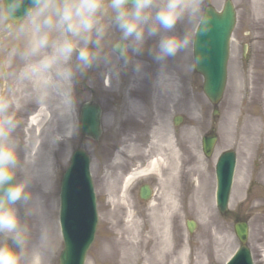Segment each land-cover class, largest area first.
Returning <instances> with one entry per match:
<instances>
[{
	"label": "rangeland",
	"instance_id": "rangeland-1",
	"mask_svg": "<svg viewBox=\"0 0 264 264\" xmlns=\"http://www.w3.org/2000/svg\"><path fill=\"white\" fill-rule=\"evenodd\" d=\"M225 1L202 0V15L209 6L221 10ZM232 1L238 21L233 33L227 88L219 105L213 106L206 98L203 92L204 80L194 69L192 45L199 21L195 24L182 21L177 24L175 34L183 35L186 30L192 40L191 47L184 53L169 58L162 65L154 61L149 54L148 49L156 43V38H151L146 41L141 54L129 52L131 60L127 64L122 59L113 57L111 64L101 61L83 73L77 72L74 79L76 104L72 120L70 116L66 117L54 108L46 107L49 115L46 129L50 128V134L56 138H59V135L63 137L70 123H74L76 129L73 138L68 142L67 137L56 142L57 151L53 154L50 177L53 180V191L45 197V221L53 235L51 246L54 244L52 240L58 242L53 233V226L56 215L57 218L59 216L62 176L69 166L70 155L82 146L93 159L91 171L98 196L100 217L98 237L89 252L87 264H136L138 258L125 260L123 250L120 255H109L106 252L108 238L112 239L115 235L125 243L136 240L125 228L130 220L129 214V225L140 222L144 232H147L146 229L149 231L150 225L154 223L153 217L164 213L157 209L165 205L164 195L163 192L158 193V197L162 198L157 197L152 206H147L146 219H142L138 212H124L126 210L120 207L119 202L123 186L122 175L132 165L137 164L144 153H155L164 149L170 153L171 168L166 164L164 169L161 163L162 172L166 171L164 173L172 178L182 175L185 182V176L188 178L187 193L185 192L186 196L183 198L185 210L181 211L182 214L172 210L167 212L176 218L169 223L171 235L180 237L174 242L173 253L178 255L184 243L192 261H197L201 256L204 264H226L239 247L233 221L239 219L249 224L248 246L253 253L255 264H264V0ZM113 35L119 34L114 32ZM17 44L18 42L4 31V24L0 21V96L12 98L20 86L26 91L24 101L28 105L35 104L30 99L31 85L18 79L21 61L10 56L11 49ZM245 46L249 47L247 61L243 53ZM137 62L145 68V73L140 79H135L139 75L135 69ZM116 72L118 75H114ZM166 74L170 78L172 76L177 86L178 93L174 96L166 91L169 88L162 86L161 79ZM129 75L130 79L127 81ZM92 96L104 109V136L99 143L84 141L79 130L81 107L90 101ZM193 105L201 113L200 118L196 120L189 118ZM215 110L220 111L218 116H214ZM18 113L20 124L15 135L22 151H28L30 158L36 162V158L41 159V140L38 141L37 151V141L34 148H27L30 135L35 137V133L30 129L27 116ZM177 116L183 117L179 127L174 125ZM210 133L218 137V144L214 156L206 160L202 154L201 142L202 137ZM122 144L123 153L113 163V154ZM228 150L237 152L235 182L243 172L244 185L238 191V199L235 197L234 186L229 206L230 219H225L216 207L210 187L215 179L216 161ZM176 152L178 154H175ZM158 170L159 168L150 170V173ZM41 181L35 179V191H39ZM158 186L160 187V183ZM155 202L159 204L158 207ZM205 203L210 205L208 209L211 213L204 218L202 207ZM188 220L195 221L198 226L192 234L186 226ZM35 236L34 226L33 239ZM59 244L53 248L51 264H59V256L64 248L62 239ZM172 258L171 255L167 264L169 261L172 264ZM192 261L190 264H194Z\"/></svg>",
	"mask_w": 264,
	"mask_h": 264
},
{
	"label": "clouds",
	"instance_id": "clouds-1",
	"mask_svg": "<svg viewBox=\"0 0 264 264\" xmlns=\"http://www.w3.org/2000/svg\"><path fill=\"white\" fill-rule=\"evenodd\" d=\"M26 2L30 3L27 8ZM201 2L0 0V21L4 31L18 42L10 56L22 63L18 79L31 85V102L70 115L76 104L77 72L83 73L101 61L111 64L113 57L127 64L129 52L141 54L151 38H156V43L148 49L149 54L163 65L192 45L186 30L183 35L175 34L178 23L199 21L201 30H208ZM114 32L119 35L114 36ZM141 68L137 62L136 71ZM21 108L18 99L0 96V264H49L51 232L45 221V197L53 191V180L49 173L39 184V191L33 188L35 160L28 151H22L15 135ZM200 115L193 105L189 118L196 120ZM75 130V124L70 123L63 137H54L50 144L54 147ZM123 145L113 154V163Z\"/></svg>",
	"mask_w": 264,
	"mask_h": 264
},
{
	"label": "water",
	"instance_id": "water-1",
	"mask_svg": "<svg viewBox=\"0 0 264 264\" xmlns=\"http://www.w3.org/2000/svg\"><path fill=\"white\" fill-rule=\"evenodd\" d=\"M30 3L26 2L25 8ZM23 14V9L20 15ZM208 30L201 28L196 38V64L200 72L206 77L205 90L209 97L218 102L222 95L226 80V59L228 55V38L235 23V14L231 2H228L223 14L218 15L212 9L206 16ZM100 110L95 105H87L83 111V134L98 139ZM214 140L208 143L209 152ZM81 158V159H80ZM235 157L226 154L218 165L219 203L226 209L229 201L234 169ZM89 158L84 151H79L73 159L71 168L64 178L62 189V216L68 218V211H77L76 219L81 225L78 228H68L65 231L66 250L61 258L62 264H84L85 254L93 242L97 218L95 209V195L89 173ZM73 213V212H72ZM74 215L71 216V218ZM85 229V234L80 232ZM241 239H247V228L238 229ZM232 264H253L250 253L243 249L232 261Z\"/></svg>",
	"mask_w": 264,
	"mask_h": 264
},
{
	"label": "bare ground",
	"instance_id": "bare-ground-1",
	"mask_svg": "<svg viewBox=\"0 0 264 264\" xmlns=\"http://www.w3.org/2000/svg\"><path fill=\"white\" fill-rule=\"evenodd\" d=\"M235 59H236V56H235ZM144 73H145V68L142 65V68L139 71V75L136 76L135 79L142 78V75H144ZM129 79H130V75L128 76L127 81ZM161 81H162L163 88H165V89L169 88V90L166 89L167 92L171 93L173 96L178 93L177 86H176L172 76L170 78L166 74L161 79ZM25 83H27V82H25ZM25 93H26V91L21 89L20 86H18L16 91L13 93V97L18 99L22 105V108L18 114H20L21 116L30 115V117H31L29 120L30 129L34 130L35 137H33L32 134L30 135V139L28 140L27 148H31V147L34 148V144L36 143V141H37L36 148H35L36 151L39 147L42 148V151L40 152V155H39L41 159L36 158L38 160L35 162V166L31 171H32L36 180L38 179V181H41V180L43 181L45 178L49 177V173H51L52 168H53V154L57 150L55 149V146L53 147L50 144V140H52L54 137L56 138V136L49 133L50 128L46 129V122L49 119V115L47 113L46 107H38L36 104H33V103L28 105L26 103V101H24L26 98ZM24 103H26V104H24ZM65 116L67 117V115H65ZM255 133H257V132H255ZM39 139L41 140V142H40L39 147L37 148ZM161 163H162L161 160H156V161L150 162L148 170L149 169H155L156 167H159L161 165ZM147 171H144V172H147ZM131 174L132 175L126 179V185H130V183L137 178L136 176L141 175L138 173H131ZM143 174H145V173H143ZM242 174H243L242 176L239 175L240 178L238 181H236L237 183L235 182V186H236L235 197H236V199H238V197H239L238 191L241 190L243 185H244V173L242 172ZM124 188L126 189V187H124ZM128 196H129L128 193L125 191V192H123L122 197L119 198L120 199L119 202L124 204L126 207L128 206V201H129ZM114 198L116 200L115 196H114ZM209 207H210V205L206 204V203L202 207V216L204 218L209 216L211 213V210L208 209ZM128 217L130 220L127 221V225L125 228H126L127 232L129 233V235L133 239H136V240H132V241L129 240L125 244V248L123 250V255H124V258L127 260H130L132 257H134L137 254V250L139 247V244L137 242L138 238H142V239L146 240L147 244L154 243L157 245H161V248L163 250H165V256L167 254L166 249L169 248V245H172V250H173L174 249V242L176 240L180 239V237L176 238V237H173V235H171V230L169 228V222L174 217H171L167 213H162L161 215L154 216L153 217L154 223H153V225H151V227L147 233H144V229L140 225V222H134L133 225H129V222L131 221V215L129 214ZM143 235H145L144 236L145 238H143ZM51 239H52V237H51ZM52 243H54V244L51 246V251H50L49 256H48L49 264L51 263V260L53 258V255H52L53 248L55 249V242L53 240H52ZM191 261H192L191 255H189L187 253V250L185 247H183L179 251L178 255L173 253L172 264H190ZM192 263H193V261H192ZM194 264H204L203 258H201V256H199L197 258V261L194 262Z\"/></svg>",
	"mask_w": 264,
	"mask_h": 264
}]
</instances>
